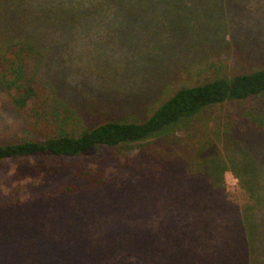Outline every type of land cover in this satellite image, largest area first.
I'll return each mask as SVG.
<instances>
[{
    "label": "rangeland",
    "instance_id": "obj_1",
    "mask_svg": "<svg viewBox=\"0 0 264 264\" xmlns=\"http://www.w3.org/2000/svg\"><path fill=\"white\" fill-rule=\"evenodd\" d=\"M89 1L0 5V34L16 27L41 44L47 73L89 118L143 116L169 80V68L176 76L185 65L215 62L234 75L264 65V0H186L169 8L155 3L144 13L109 12L92 23L64 14L63 7ZM155 17L166 26H157ZM170 29L174 47L166 44ZM240 110L234 103L209 107L187 128L115 152L99 148L0 166V264H250L253 245L264 264V196L253 199L234 172H240L242 154L216 138L208 155L196 156L200 140L213 138V130ZM31 124L28 115L9 110L0 94V143L16 134L38 139ZM258 135L245 141L259 159L254 166L264 165V133ZM219 155L224 163L212 177L209 163ZM44 163L45 173L78 184L79 191L30 197L42 178L30 175L31 167ZM98 174L104 184L84 187ZM17 197L19 203L6 205Z\"/></svg>",
    "mask_w": 264,
    "mask_h": 264
},
{
    "label": "trees",
    "instance_id": "obj_2",
    "mask_svg": "<svg viewBox=\"0 0 264 264\" xmlns=\"http://www.w3.org/2000/svg\"><path fill=\"white\" fill-rule=\"evenodd\" d=\"M176 1L186 0H90L92 5L63 7V10L72 22L79 20L83 23V18L92 23L94 19L104 20L109 12L115 17H120L122 12L134 15L138 11L144 13L155 9H150L155 3L156 6L167 4L168 8L169 5L174 7ZM7 2L0 0V5H6ZM119 5H126V8L120 9ZM157 17L153 18L154 22ZM157 23V26H166L167 21L162 23L157 18ZM167 27H172L171 23ZM17 30L15 27L11 33L0 34V94L5 97L9 110L31 117V130L38 139L16 134L10 141L0 143V166H6L9 162L19 164L30 159L78 157L99 148L115 152L125 144L170 134L177 127L185 128L188 121L209 107L234 103L241 109L237 118L216 127L212 132L213 138L206 136L200 140L196 156L208 155L215 145V139L225 138L230 147L243 156L239 162L241 166H238L240 172L234 169L241 185L253 199H263L264 165L260 161L255 166L252 164L253 159L258 158L250 152L249 147L247 149L245 141L250 143L247 137L264 133V65L234 75L221 72L223 67L215 62L209 65H185L176 76L174 69L169 68V80L160 88L158 100L147 106L143 116L129 114L95 120L86 116L88 112L79 108L75 102L77 100H69L61 94L54 77L46 71V49L35 40L19 35ZM168 34L166 44L174 47V30L170 29ZM210 69L215 72L213 76L208 75ZM223 163L220 155L211 158L209 172L212 177L215 175L214 170L220 169ZM179 164V159L174 157V166ZM213 165L215 168H212ZM32 167L30 175L35 173L38 177L42 175V178L35 188H31L30 193L33 194L30 197L74 193L81 188L78 184L65 183L55 178V175L45 173L43 169H47L46 163ZM221 169L223 174L226 168ZM95 177L84 187L93 188L105 183L99 174ZM45 188L50 190L45 192ZM35 190L39 192L35 193ZM20 201L17 197L6 205ZM254 249L255 245L250 264H259V253Z\"/></svg>",
    "mask_w": 264,
    "mask_h": 264
}]
</instances>
